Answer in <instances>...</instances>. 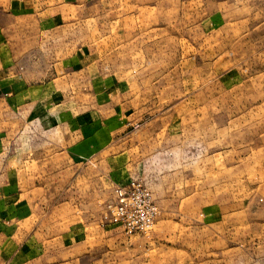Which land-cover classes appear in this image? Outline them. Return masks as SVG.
Instances as JSON below:
<instances>
[{
	"label": "rangeland",
	"instance_id": "374dc122",
	"mask_svg": "<svg viewBox=\"0 0 264 264\" xmlns=\"http://www.w3.org/2000/svg\"><path fill=\"white\" fill-rule=\"evenodd\" d=\"M0 29L35 86L0 102V214L76 230L45 264H264V0H0ZM134 170L157 222L104 233Z\"/></svg>",
	"mask_w": 264,
	"mask_h": 264
},
{
	"label": "crops",
	"instance_id": "0c3cea01",
	"mask_svg": "<svg viewBox=\"0 0 264 264\" xmlns=\"http://www.w3.org/2000/svg\"><path fill=\"white\" fill-rule=\"evenodd\" d=\"M1 31L2 29H0V32ZM27 76L28 75L23 72L14 71L11 60L7 62L0 57V95H4V97L2 96L3 98L0 97V102L6 105V115L12 116L15 108L25 107L24 101L26 99H24V97H26L30 88H35L34 85L28 83ZM41 82L42 83H40V85H38V83L36 87H42V89H44L46 85L44 79H42ZM21 117H23L22 114ZM134 176H140L139 172L134 170L133 173L121 183L126 182ZM121 183L118 182L117 184ZM9 195L10 196L6 198L10 199L8 200L10 206L8 204L5 206L3 217L0 214L4 225L3 236H0V264H45V256L43 253H40L42 249H57L60 245L66 243H68L70 247L71 242L75 241L76 230L69 231L68 237L64 240L63 236L65 233L62 235L59 230L49 229L45 227L44 224L41 225L36 222L35 225H31L29 228L27 225L25 226L26 222L32 217V214L24 209V202L27 200V196L23 193ZM112 200L113 191L111 201ZM14 201H16L17 208L12 205ZM36 201L39 202V198L36 199ZM19 202L20 204H18ZM37 218L38 217H36V219ZM99 219L101 222V217ZM98 228L104 233H121L112 226H102L98 224ZM20 259L21 261H19Z\"/></svg>",
	"mask_w": 264,
	"mask_h": 264
},
{
	"label": "built area",
	"instance_id": "2783aa9c",
	"mask_svg": "<svg viewBox=\"0 0 264 264\" xmlns=\"http://www.w3.org/2000/svg\"><path fill=\"white\" fill-rule=\"evenodd\" d=\"M159 209L152 191L138 176L113 188V200L101 216L102 226H112L126 237L148 234L155 226Z\"/></svg>",
	"mask_w": 264,
	"mask_h": 264
}]
</instances>
